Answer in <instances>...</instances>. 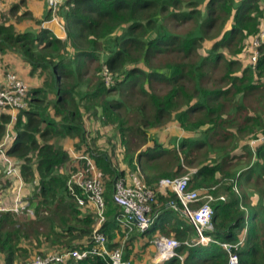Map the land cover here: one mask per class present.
<instances>
[{
  "label": "trees",
  "instance_id": "1",
  "mask_svg": "<svg viewBox=\"0 0 264 264\" xmlns=\"http://www.w3.org/2000/svg\"><path fill=\"white\" fill-rule=\"evenodd\" d=\"M57 17L66 39L43 27L18 32L0 22V51L17 54L41 83L28 84V108L14 121L1 115L0 142L11 122L14 143L7 156L35 205L33 217L0 211L4 264L93 247L98 216L68 189L76 171L90 173L74 151L93 160L106 217L122 212L113 200L116 183L138 170L156 193L152 217L157 208L166 210V220L155 218L140 234L105 222L100 231L109 241L128 235L126 244L133 245L148 232L150 244L159 236L181 243L180 257L159 264H228L218 244H186L195 228L166 207L179 203L176 196L158 191L162 179L194 170L189 191L225 197L212 203L214 228L207 234L241 242L240 264H264V144L251 147L264 136V0H65ZM171 126L184 136L163 142L160 130ZM67 264L108 259L91 254Z\"/></svg>",
  "mask_w": 264,
  "mask_h": 264
},
{
  "label": "built area",
  "instance_id": "2",
  "mask_svg": "<svg viewBox=\"0 0 264 264\" xmlns=\"http://www.w3.org/2000/svg\"><path fill=\"white\" fill-rule=\"evenodd\" d=\"M64 2L65 0H47L48 8L51 10L53 17H57V13ZM257 41L256 39L254 43L253 62H257L258 60L257 52L255 51L259 46ZM29 90L30 86L28 83L17 73L9 72L6 75V85L0 86V109L9 108L13 111L26 110L28 108L27 97ZM11 141L12 138L8 139V136H6L5 141L0 147V155L7 165V174L17 177L21 182L19 170L7 156V149ZM257 141L264 144V136L252 140V149L255 148ZM79 159L87 160L90 166V173L85 174L82 170L76 171L68 180V189L78 201L79 206L95 210L98 216V223L93 233V247L84 251L64 250L46 256L38 255L29 260L27 264H67L70 259H83L91 254L107 258L108 264H133L130 259L125 258L123 246L113 249L107 247L108 238L100 231L102 225L107 222V206L104 197L103 181L97 173L93 160L88 159L86 156H80ZM193 172L194 170L179 178L162 179L159 182L158 191L164 195L168 193L174 194L179 203L170 201L169 205L175 210L181 211L195 228L196 237L192 242L186 244L200 246L218 244L228 254V264H240L238 248L241 242L238 244L219 242L207 234L208 231H212L214 228V208L212 203L217 200L224 201L225 197L216 198L210 194L202 196L199 191H189L188 186ZM155 198V191L147 187L142 176L132 174L129 179H120L116 183L113 200L122 209V212L115 215V221L124 225L129 231L137 228L139 232L145 233L154 222L152 213L153 204L156 201ZM0 211H9L16 215L31 217L35 215L31 203L19 196L15 199L10 209H1ZM159 237L164 242L162 251L159 254V260L154 264L164 263L175 257H180L177 250L181 246V243L178 240L165 236Z\"/></svg>",
  "mask_w": 264,
  "mask_h": 264
},
{
  "label": "crops",
  "instance_id": "3",
  "mask_svg": "<svg viewBox=\"0 0 264 264\" xmlns=\"http://www.w3.org/2000/svg\"><path fill=\"white\" fill-rule=\"evenodd\" d=\"M3 1L8 3V0H3ZM13 1L16 2L15 0H13ZM17 1H19V4H20L19 8L20 9H22L24 6H26V7L28 6L27 8L30 10V11H28V13L32 14V18L39 20V22L44 20L40 26L37 25V23H38L37 21L35 22V20H33L34 24H35V28L32 27L30 30H39L40 29L39 27H43L44 29L50 30L53 34H55L60 39H66L67 38L66 28H65L62 20H60V19L51 20V17L49 19L45 18L46 16H48V13H49L47 0H17ZM4 11H6V10H4ZM2 14H4V13H1L0 16ZM24 14L25 13H22V14L20 13V15H24ZM28 17H30V16L26 15L23 18H24V20H26ZM1 21L2 20L0 19V22ZM16 23L11 21L8 24L14 25L16 27L17 31L19 32L20 30L16 26ZM21 32H23V31H21ZM29 70H30L29 67L14 52L0 51V86L6 85V75L9 72H15L26 83H28V81H30V83H31L30 86L32 88L39 87L41 84L40 81L37 79H31L30 76L28 75ZM5 113L11 114L12 121L15 120V115L17 114V111H13V110L3 111L2 109H0V122L2 121L1 115L5 114ZM171 127H176V126H171ZM7 128L8 129H7L6 136H8V139L12 138L11 144L9 146V148H11V146L14 143L13 130H12V123L11 122L8 123ZM169 128H167L165 131H167ZM176 128H178V127H176ZM178 129H179L180 133L179 134L177 133L174 137L180 138V137L184 136V133H182V130L180 128H178ZM4 141H5V139H4ZM4 141L0 142V147ZM65 146L72 153V141L68 140ZM9 148L7 149V151L9 150ZM75 157L77 159H79L80 156H75ZM77 159H75V160H77ZM12 161L14 164H17L15 160L12 159ZM0 172H1L0 173V184H2L4 182L7 185L6 188H3L2 186H0V210L1 209H10L13 206L14 201L18 196L21 197L23 200L31 203L30 199L28 198L29 192L27 190V187L24 184L25 183L24 180L21 177V182H20L17 177L7 174V165L3 161V158L1 157V155H0ZM3 173L6 174V177L9 178L10 180L5 181L6 179L3 175ZM19 173H20V171H19ZM20 186H21V188H19ZM13 191H14V196L12 197ZM164 196H166V195H164ZM31 206L34 209L35 205L31 203ZM166 207H170L169 203L166 204ZM179 212H181V211H179ZM166 216H167L166 210L157 208L154 220H155V218H157V220H159L158 223H161V222H163V220L167 219ZM178 216H180L181 218H187L182 212ZM187 220H188V218H187ZM107 222H114V223L116 222V224H120L117 221H115V217H113V216L107 217ZM155 226H156V224L153 226V228ZM134 232H137L140 234L139 231H134ZM123 234H126V233H123ZM148 235H149V233L147 232L145 237L141 236V238L139 240L134 241L132 243L133 245H131V244L127 245L126 244V237L128 235H126L123 238L119 235L113 241L108 240L107 247L109 249H111L110 245H112V244H115L117 246H119V245L124 246V256L125 257L127 256L128 259H130L133 264H154V263H157L159 260V254L162 251V246H163L164 240L161 237H158L154 241V243L150 244V242H148V241H150V239L148 238ZM2 264H4L3 261H2Z\"/></svg>",
  "mask_w": 264,
  "mask_h": 264
},
{
  "label": "rangeland",
  "instance_id": "4",
  "mask_svg": "<svg viewBox=\"0 0 264 264\" xmlns=\"http://www.w3.org/2000/svg\"><path fill=\"white\" fill-rule=\"evenodd\" d=\"M16 2H14L13 0H8V3L7 2H4L3 0H0V14L1 13H4L3 15L0 16V19H4L3 23L5 24H8L9 22L13 21V22H17L16 23V26L18 27V29L20 30L19 32L23 31H28L30 30L32 27L35 28V24H34V21L35 22L37 21L36 19L32 18V14L30 17H28L26 20H24V18L22 17L23 15H20V13H25L26 14H29L28 11H30L26 6H24L22 9L19 8V1L15 0ZM15 7V8H14ZM16 9V13H11L10 14V11H12V9ZM6 10V11H4ZM27 10V11H26ZM51 20H58L57 17H53L51 18ZM16 28V27H15ZM17 30V29H16ZM264 37V32L262 33V35L259 37V38H263ZM257 38V39H259ZM251 42V41H250ZM253 42V41H252ZM209 45V44H208ZM249 53V51H247ZM246 56L247 53H246ZM247 59H245L246 61ZM29 84L30 81H28ZM179 134L180 131L178 128L176 127H170L167 131H165V128L160 130V137H161V140L163 142H167V139L168 138H172L174 137L176 134ZM75 152V153H74ZM72 153H74L73 157L75 158V156H80L81 153H77L76 151H74ZM192 170H189L188 173H191ZM136 175H141L142 174L140 173V170H138L136 173H134ZM143 177V176H142ZM129 179V178H128ZM201 194V192H200ZM204 195H206V193H203ZM208 194V193H207ZM14 196V191L12 192V197ZM89 209V208H88ZM23 216V215H21ZM172 238V237H171ZM2 261H3V257L0 258V264H2ZM4 262V261H3Z\"/></svg>",
  "mask_w": 264,
  "mask_h": 264
}]
</instances>
